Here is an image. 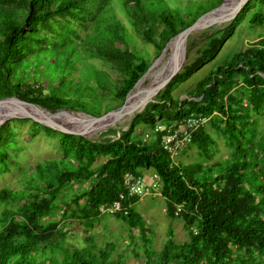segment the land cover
Here are the masks:
<instances>
[{
  "label": "trees",
  "instance_id": "obj_1",
  "mask_svg": "<svg viewBox=\"0 0 264 264\" xmlns=\"http://www.w3.org/2000/svg\"><path fill=\"white\" fill-rule=\"evenodd\" d=\"M221 2L191 0L181 8L173 0H0V99L100 116L123 103L172 37ZM257 4L264 9V0H248L209 35L203 57L185 65L115 138L64 133L30 117L0 125V175L20 170L22 184L0 189V264H119L109 259L114 244L98 245L91 234L83 247L66 246L67 226L78 221L91 227L107 214L100 206L119 201L121 208L109 215L132 237L138 227L148 243L144 219L134 209L138 198L123 183L126 173L147 171L159 177L156 191L166 213L182 219L188 236L182 243L168 239L159 258L169 264H264V37L209 70L186 97L172 93L215 56ZM248 23L263 24L264 12L252 11ZM137 36L153 46V56L139 48ZM83 60L85 77L76 80L72 73ZM199 117L208 120L192 130L184 151L195 145L201 161H174L162 145L166 130L154 132V126L174 129ZM14 122L28 123L31 138L45 132L56 139L61 156L22 167L24 143ZM217 138L227 152L215 159Z\"/></svg>",
  "mask_w": 264,
  "mask_h": 264
},
{
  "label": "rangeland",
  "instance_id": "obj_2",
  "mask_svg": "<svg viewBox=\"0 0 264 264\" xmlns=\"http://www.w3.org/2000/svg\"><path fill=\"white\" fill-rule=\"evenodd\" d=\"M173 1L181 8L185 4L191 2V0ZM236 4L237 3H232L231 5ZM169 5L172 6L174 5V3L169 1ZM257 5L258 7H255L249 11V17L251 16L252 11L259 10L264 12V9L259 4ZM226 10L227 11L223 13L217 20L201 26V28L195 30L190 34L189 40L186 41V56L181 69L177 73H179L185 65H191L192 63L203 57L202 52L205 51L208 45L209 35L215 33L217 29L224 28L231 20V17L234 15V13H231V11H229L228 9ZM248 18L237 26L234 33L229 38H227L225 43L213 58L207 60L202 66L194 70L188 79L180 82V84L172 91L175 98L179 97L182 99L186 97L187 94L185 92L193 89L196 84L209 72V70L213 69L218 64L229 60L234 53L244 49L250 42H253L257 38L264 37V23L252 25L248 23ZM136 42L138 43L139 48H145L152 56L154 55L153 46L151 44L144 43L139 36L136 37ZM142 43H144V45H142ZM175 43L177 44V42ZM175 43L168 47L159 58L157 57L158 59L155 58L154 61L156 62L152 65L150 70H159L165 66L164 70L165 74H167L175 66L178 55L177 50L174 54L176 56L174 57L173 55V52L177 47H175ZM99 64L101 65V63ZM77 66L78 67L72 73V76L76 80L85 77V60L78 62ZM109 71L111 72V75L113 77L119 78L115 71L111 69H109ZM153 78L154 75L149 80L146 79L142 83H139L137 87L133 89L129 98L131 102L130 105L140 104L142 102V100L144 99V95ZM31 83L33 86H36L40 84V80L32 79ZM48 90L49 89L47 88L45 92H47ZM99 93H101V91ZM153 98L155 99L156 97ZM15 103H17V101L14 100L9 103H3V105L1 106L2 108L0 109H4L5 111L1 110L0 117L4 113L15 108L13 106ZM31 106L26 105V107H28L31 112L34 111L39 114L45 112L53 120L63 122L62 125L64 126L66 124L65 122H69L70 126L72 127L80 126L82 128L87 127L91 124V121L83 116L87 115L91 117V115L81 111L70 108H63L56 112H50L48 109L40 107L39 105ZM135 114L128 120L125 116H121V118L115 117L107 123L95 125L94 129L90 131H85V129L81 130H83L86 137H89L93 140H102L109 137L115 138L119 134L118 129L128 128L131 119L135 116ZM13 125L17 128L16 132L20 141L24 143V147H22L23 149L21 152L22 157L20 156L18 158V160L21 162L20 165L22 167H24L25 165H29L30 167H32L33 161L36 159L61 156V153L57 147L56 139L47 136L45 132H38L33 138H31V135L28 132V123L18 124L14 122ZM110 128H114L117 131L110 132L108 130ZM137 131H139V129H137ZM217 145L220 152L219 154H216L215 159L220 158L221 155H224V153L227 152L222 139L217 138ZM183 151L184 148L181 151L177 152L176 156L173 157L176 162H178L179 160L185 163L198 160L201 161L195 145L190 146L187 150H185L184 152ZM100 161L101 158L97 160L96 164ZM19 175L20 170L17 169H13L12 171L0 175V189L4 185L10 186L11 188H22V184L20 182L21 176ZM151 175V171H147L146 174H144V179L146 181H149ZM85 185H87V183ZM134 209L144 219L143 225H145L146 227L144 235L148 239L147 245V242L145 243V239H143V236L141 235L138 227H133V229L131 230V234L133 235L132 237L128 229H125L124 225L120 224V220H117L114 216L108 214L102 216L99 220H97V223H95L91 227L90 225L85 227L78 221L71 222L69 226H67L68 239L65 241V245L69 248L85 246L87 243L84 241L83 237L88 233V235L91 234L94 236L95 241L98 245L103 246L106 243L114 244V248L109 255L110 260H116L121 255H126V263L134 264L135 262H140L141 259L145 257L142 254H140V257H136L135 255H133L131 249L132 246L137 252L144 251L143 254L145 255V252L147 250L159 253L168 239H172L175 243H182L183 241L187 240V230L182 226V219L178 217L171 218L167 215L166 200L157 192L144 193L141 196V199H139L134 204ZM55 216L56 218H59L60 212L57 211L55 213ZM65 223V221H61L62 225H64ZM88 230L90 233L88 232Z\"/></svg>",
  "mask_w": 264,
  "mask_h": 264
},
{
  "label": "water",
  "instance_id": "obj_3",
  "mask_svg": "<svg viewBox=\"0 0 264 264\" xmlns=\"http://www.w3.org/2000/svg\"><path fill=\"white\" fill-rule=\"evenodd\" d=\"M247 1H248V0H241V1H240V2H239L234 8H232V9H228V10L231 11V13H234V15H236V14L240 11V9L245 5V3H246ZM223 2H224V0H222V2H221L218 6L212 8V9L206 11L205 13H203L202 15H200V16H199V17H198L193 23H191L188 27L184 28L182 31H180L178 34H176L174 37H172V38L167 42V44H166V46L164 47V49H163L162 53L160 54V56L164 53V51L166 50V48H167V46L170 44V42H171L173 39H175L176 37H178V38H179L178 47H179V55H180V59H179L177 65L174 66V68H173L172 70H170V71L165 75V77L162 79V81L160 82V84H159L155 89H153V90L149 93V95H147L146 101H148V102H149V101H155V99H154L153 97H154V96H155L160 90H162V89H163V88H164V87L170 82V80H171V79L177 74V72L181 69V67H182V65H183V62H184V59H185V56H186V41H187L188 36H189L192 32H194L195 30L201 28V26H200L198 23H199V21H200L203 17H205V16H207V15L213 13V12H217V11H219V10H226V9H224L223 6H222ZM234 15L231 17V19L234 17ZM160 56H159V57H160ZM159 57H158V58H159ZM158 58H157V59H158ZM157 59H156V60H157ZM155 62H156V61H154V62L149 66V68L146 70V72H145V73L139 78V80L134 84V86L128 91V93L126 94V97H125L123 103H122L119 107H116V108H114V109H111V110L107 111L106 113H104V114H102V115H100V116H92V115H91V118H93V120H98V119H100V118H102V117H105L106 115H109V114H119V113H122V111H123V110L125 109V107H126V104H127V102H128V99H129L130 96H131V95H130L131 91L135 88L136 84L140 81V79H141L142 77H144V75L150 70V68L152 67V65H153ZM9 100H17V101H20V102H22L23 104H25V105H27V106H31V104H29L28 102H25V101H23V100H21V99H19V98H17V97L2 98V99H0V103L3 102V101H9ZM31 107H33V106H31ZM143 109H144V108H143ZM143 109H142V110H143ZM142 110H141V111H142ZM141 111H139V112H141ZM18 112H19V113H14V114H11L10 116L4 118V119L0 122V125H1L3 122H5V121H7V120H9V119H11V118H14V117H15V118H16V117H17V118L30 117V118H32L33 120L39 122L40 124L45 125V126H48V127L52 128V129H55V130H58V131H61V132H64V133L80 134V135L85 136L83 130H79V129H78V130H72L71 128L65 127L64 125L59 124V123H57V122L43 120V119H41V118L35 116V115H34L32 112H30V111L24 110V111H18ZM108 125H110V124H108Z\"/></svg>",
  "mask_w": 264,
  "mask_h": 264
},
{
  "label": "bare ground",
  "instance_id": "obj_4",
  "mask_svg": "<svg viewBox=\"0 0 264 264\" xmlns=\"http://www.w3.org/2000/svg\"><path fill=\"white\" fill-rule=\"evenodd\" d=\"M241 0H224V2H223V4H222V6H223V8L224 9H230V8H234L239 2H240ZM232 3H237L236 5H231ZM227 10H219V11H217V12H213V13H211V14H209V15H207V16H205V17H203L200 21H199V25L200 26H203V25H206V24H208V23H211V22H213V21H215V20H217L223 13H225ZM175 42H177V44L175 43ZM173 43H175L174 45H175V51L173 52V55L175 54V52H176V50H177V62H176V64H175V66L177 65V63H178V61H179V59H180V55H179V47H178V43H179V38L178 37H176L175 39H173L171 42H170V44L167 46V48L168 47H170ZM166 48V49H167ZM176 55H174V57H175ZM159 68V67H158ZM174 68V67H173ZM172 68V69H173ZM151 69V68H150ZM165 66L163 67V68H161V69H159V70H149L145 75H144V77H142L141 79H140V81L136 84V86H135V88L137 87V85L139 84V83H142L144 80H146V79H150L153 75H154V78H153V80L151 81V83H150V85H149V87H148V89H147V91H146V93H145V95H144V99L142 100V102L140 103V104H135V105H130V100L128 99V102H127V104H126V107H125V109L122 111V113H119V114H109V115H106L105 117H102V118H100V119H98V120H93V118H91L90 116H87V115H83L85 118H87L89 121H91V124L90 125H88L87 127H84V128H82V127H72V126H70V123L69 122H65L66 124H65V127H68V128H71L72 130H81V129H85V131H90V130H92V129H94V127H95V125H97V124H104V123H107L108 121H110L111 119H113V118H115V117H120L121 118V116H125L126 117V119L128 120L129 118H131L135 113H137V112H139V111H141L144 107H146L145 105L148 103L147 101H146V98H147V95H149V93L153 90V89H155L159 84H160V82L162 81V79L165 77ZM171 69V70H172ZM148 76V77H147ZM147 77V78H146ZM133 91V90H132ZM131 91V92H132ZM131 94V93H130ZM11 101H13V100H9V101H3V102H1L0 103V108H2L1 106L3 105V103H9V102H11ZM14 101H17V100H14ZM156 101V100H155ZM15 108H13V109H11L10 111H8V112H6V113H4L1 117H0V122L4 119V118H6V117H8V116H10L11 114H14V113H19L18 111H24V110H27V111H30L29 110V108L28 107H26V105L25 104H23L22 102H20V101H17V103H15L14 105H13ZM1 110H4V109H0V112H1ZM5 111V110H4ZM4 111H2V112H4ZM31 112V111H30ZM34 112V111H33ZM32 112V113H33ZM2 114V113H1ZM35 116H37V117H39V118H41V119H43V120H47V121H54V122H57V123H59V124H62L63 122H58L57 120H53L50 116H48L45 112L44 113H42V114H39V113H36V112H34L33 113ZM37 114V115H36ZM136 117V116H135ZM134 117V118H135ZM133 118V119H134ZM126 120V121H127ZM132 124V123H131ZM84 126H86V125H84ZM131 126V125H130ZM89 127V128H88Z\"/></svg>",
  "mask_w": 264,
  "mask_h": 264
},
{
  "label": "built area",
  "instance_id": "obj_5",
  "mask_svg": "<svg viewBox=\"0 0 264 264\" xmlns=\"http://www.w3.org/2000/svg\"><path fill=\"white\" fill-rule=\"evenodd\" d=\"M206 120V117L187 118L185 121L178 124L174 129L172 128L174 125L167 127L165 125L157 124L154 126L153 131L156 132L163 129L166 130V133L163 135V146L172 154V156H174L190 141L192 130ZM151 132L152 129L146 131L145 136L149 137ZM154 177L155 181L152 183V187L157 186V177L155 175ZM124 183L129 187L131 193L140 194L143 191V183L141 182V179L135 178L131 174L125 175ZM119 205V202H116L113 209L119 208Z\"/></svg>",
  "mask_w": 264,
  "mask_h": 264
},
{
  "label": "clouds",
  "instance_id": "obj_6",
  "mask_svg": "<svg viewBox=\"0 0 264 264\" xmlns=\"http://www.w3.org/2000/svg\"><path fill=\"white\" fill-rule=\"evenodd\" d=\"M155 97V96H154ZM208 120V119H207ZM207 120H206V122H207ZM158 124H160V123H158ZM157 125V124H156ZM162 125V124H161ZM148 130H150V129H148ZM147 130V131H148ZM163 130H165V129H163ZM161 131V130H160ZM157 132V131H156ZM146 133V132H145ZM144 136H145V134H144ZM146 137V136H145ZM150 137V136H149ZM146 138H148V137H146ZM162 145H163V137H162ZM187 146V144L183 147V148H185ZM164 147V146H163ZM182 148V149H183ZM182 149H180L179 151H181ZM167 150V149H166ZM178 151V152H179ZM170 153V152H169ZM171 154V153H170ZM174 156H176V155H174ZM174 156H172V154H171V157H172V159L174 160ZM175 161V160H174ZM152 173V175H151V177H150V180L149 181H146L145 179H144V174H146V172H144V174L142 175V176H134L132 173H126V174H131L133 177H135V178H140L141 179V182L143 183V191H142V193H140V194H138V193H131L130 192V189H129V187L124 183V179H123V183H124V185L126 186V188L128 189V194L129 195H131V196H137V198H138V200L139 199H141V196L144 194V193H146V192H157L158 194H160L159 193V191H156L157 190V188H158V190H159V185H160V183H159V177L157 176V174L156 173H153V172H151ZM125 174V175H126ZM125 175H124V178H125ZM154 175L157 177V186L156 187H152V183L155 181V177H154ZM146 181V182H145ZM137 200V201H138ZM116 202H119V201H116ZM116 202H114L113 203V205L112 206H100V212L102 213V214H105V213H107L108 215H109V213L108 212H115L116 210H118V209H120L121 208V204H120V202H119V208H117V209H113V207H114V205H115V203ZM180 208H181V205L179 204V205H177L176 206V211H175V213L177 214L179 211H180ZM106 214V215H107ZM134 244V243H133ZM148 244V243H147ZM131 249H132V254L133 255H135L136 257H140L141 255L140 254H142L145 258H142L141 259V261L140 262H135L134 264H169V263H166L165 261H163L161 258H159V256H158V253H156L155 251H150V256H148L147 257V254L145 253V255L143 254V252L144 251H141V252H137V251H135V249H134V247L132 246L131 247ZM146 251V250H145ZM118 260H119V264H127L126 263V261H125V259H126V255H121L119 258H117Z\"/></svg>",
  "mask_w": 264,
  "mask_h": 264
}]
</instances>
